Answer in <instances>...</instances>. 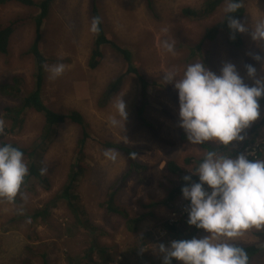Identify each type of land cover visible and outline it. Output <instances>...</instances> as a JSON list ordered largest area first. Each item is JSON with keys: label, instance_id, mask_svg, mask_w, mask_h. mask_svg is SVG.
I'll list each match as a JSON object with an SVG mask.
<instances>
[{"label": "rangeland", "instance_id": "obj_1", "mask_svg": "<svg viewBox=\"0 0 264 264\" xmlns=\"http://www.w3.org/2000/svg\"><path fill=\"white\" fill-rule=\"evenodd\" d=\"M202 1L152 0L157 13V17H154L144 0H98L104 31L109 40L131 51L133 63L157 82L148 88L150 103L147 109V116L157 126V137L144 130L135 118L134 101L140 91L135 78L129 76L120 91L106 104L102 105L99 101L104 86L125 68V62L119 53L104 45L99 66L93 70L88 68L87 60L94 38L90 31L91 0H56L44 24L42 49L49 58L48 66L63 64L64 71L55 79H51L47 72L43 101L54 110L78 109L88 121L95 139L117 141L138 148L137 157L146 169L140 175L131 174L124 188L116 195V203L124 206L130 216L148 211L154 216H146L138 225V231L130 233L122 217L108 213L99 206L110 185L126 170L127 163L118 152L105 149L94 139H89L87 161L90 170L86 171L77 186L85 213L77 223L66 203L62 199L54 200L73 161L72 150L77 136L75 126L62 125L42 159V169L49 187L33 179L26 187L20 204L0 201V264H20L26 257L33 264H69L67 256L73 257L74 264H83L88 256L101 261L99 248L103 246L112 261H120L132 256V246L138 245L140 236L148 231L153 241L140 247L139 251L147 256V262L162 261L159 245L167 246L172 241L166 239L164 221L170 218L173 208L183 205L185 199L180 195L169 206L149 208L147 205L162 200L180 177L192 173L196 163L185 164L186 157L199 159L205 155L198 145L179 140L182 128L178 124V94L171 83L165 84L163 75L171 71L179 77L189 64L202 63L198 57H190L188 52L190 44L200 37L204 22L190 21L180 11L183 6L198 7ZM244 6L245 14L240 21L246 28L240 33L242 46L229 47L224 35H219L211 45L205 65L219 74L224 63H232L244 83L252 86L253 78L247 76L246 65L256 69L254 78H264V56L261 55L264 42L254 41L251 37L257 22L264 19V0H245ZM225 9L226 6H222L216 14L206 19L205 24L220 19ZM25 11L28 8L17 3L0 5V20ZM31 13L34 11L31 10ZM32 36L31 25L19 28L11 36L9 53L0 57V82L12 84L16 79L23 90L31 88L35 66L32 57L25 51ZM165 40L174 44L173 52H167L162 47ZM257 56L260 59H256ZM119 97L125 104L127 115L124 123L121 120L117 126H113L110 120L116 116L115 104ZM16 104L14 98L0 91V134L10 123V120H5L2 107ZM259 111V117L248 127L261 118V106ZM23 118L22 127L16 134L8 135V141L28 145L40 135L42 116L28 110ZM256 139L264 140V126L257 131ZM106 151L115 153L114 157L106 156ZM167 160L181 166L182 173L168 172L165 168ZM49 201L52 204L48 210L49 216L36 220L30 218L35 208ZM12 217V223L6 222ZM189 232L190 229L185 234ZM205 235L207 233L201 229L194 236L202 238ZM229 243L261 246L264 243V226L259 229L250 227ZM30 248L35 252L29 251ZM43 253H46L44 259ZM176 264L181 262L177 261Z\"/></svg>", "mask_w": 264, "mask_h": 264}, {"label": "trees", "instance_id": "obj_2", "mask_svg": "<svg viewBox=\"0 0 264 264\" xmlns=\"http://www.w3.org/2000/svg\"><path fill=\"white\" fill-rule=\"evenodd\" d=\"M55 2L56 0H0V5L17 3L28 8V11L17 13L4 21L0 20V57L6 56L9 53L10 38L15 31L23 26L31 25L33 36L25 53L32 57L35 66L32 86L29 90H23L22 85L16 79L12 84L0 82V91L8 95V97L14 98L17 102L16 105H7L1 109L5 120H10V123L9 126L5 127L3 132L0 134V144H9L18 148L23 153L24 162L28 167V173L24 177L20 190L14 200L8 201L7 199L0 198V201L7 204H20L23 201L26 187L33 179L40 181L46 188L49 187L48 180L44 172L41 171L44 153L56 137L57 129L62 125H72L77 128L76 141L72 150L73 161L69 165L63 185L57 194L54 195V200L57 201L62 199L71 211L76 222L79 223L80 217L83 216L85 212L81 206L77 186L79 180L83 177L86 171L90 170V165L87 161V142L89 139H94L105 149L114 150L121 154L127 163L126 170L113 182V184L110 185L105 199L100 202L99 206L107 210L108 213L116 214L122 217L124 219L126 230L130 233H136L138 231V225L143 221V219L146 216H149V214H151V216H154V214L148 211V213H140L130 216L124 206L116 203V195L124 188L132 173L140 175V173L144 172L146 169V166L137 157L138 148L117 141L95 139L88 121L80 111L76 109H67L66 111L54 110L43 101L47 74L45 66H48L49 58L42 49V40L44 35V24L46 23L51 13V8ZM228 2L229 0H203L198 7L183 6L181 8V14L185 18L193 22H204L201 27L202 31L200 37L195 42L190 44V50L188 52L190 57H198L202 63L206 64L209 59L211 45L221 34L224 35L229 47L236 48L242 46L243 39L240 34L241 32H233L230 30L227 18L230 15L231 18L237 19L240 22L245 14V0H238L240 7L234 13L228 14L224 11L223 14L220 15V19L205 24L206 19L216 14L222 6H227ZM144 3L151 14L154 17H157L152 0H144ZM31 10L34 11L33 14L31 13ZM91 15L92 19L98 18L100 23L98 25L99 30L97 32H93L94 38L87 60L88 68L93 70L99 66L103 58L102 46L104 45H109L114 52L119 53L125 62V68L112 77L104 86L99 98L100 103L102 105L106 104L115 94H117L129 76L135 78L140 90L137 93V99L134 101L135 118L144 130L158 137L156 124L147 116V109L150 103L148 88L152 85H156V80L147 77L142 69L133 63L131 51L124 49L115 42L109 40L104 31L98 0H91ZM261 55L264 56V49ZM258 103L261 106L262 116L256 124H253V126H250L242 131L241 134L244 136L242 141H232L229 145H222L220 143L212 144L209 142L196 145L203 149L205 154L209 151H213L220 155H230L232 158H235L238 154H241L246 147L252 148L255 143H258L255 155H248L247 157L252 160H264V140L256 139L257 131L264 126V97H261ZM28 110H32L40 114L43 118V128L40 135L28 145H21L16 142L8 141L7 136L12 133L16 134L22 127L24 121L23 115ZM179 140L182 142H188L183 129H181L179 133ZM202 159L203 157L199 159L186 157L184 163L191 164L195 162L196 166L193 169V171H195ZM165 168L172 174L180 175L182 173L181 166L177 165L173 160H167ZM186 175L191 176L192 181H196L198 179V177L193 173ZM186 183L188 182L180 177V179L174 183L171 188H169L167 195L162 200L148 204L147 207L152 208L157 205H171L176 198L182 195L181 187ZM188 203L189 202L187 200L183 201V205ZM183 205L175 207L172 210L179 209ZM50 207H52L51 201L45 203V205L41 207L35 208V210L31 213L30 218L36 220L37 218L42 219L49 216L48 210ZM11 220L13 222L14 218L12 217L6 222L12 223ZM186 221L187 218L173 223H169L168 220L164 221L163 227L166 239H191L192 236L201 230L197 229L195 226L188 225ZM85 227L89 228V226ZM189 229L190 232L185 234V231ZM150 235V231L144 232L139 238L141 242H139L138 245L132 246V256L130 258H122L117 264H162V261L147 262V256L143 255L139 251L140 247L143 248L147 245V243L153 241L151 239L152 236ZM232 244L233 246L241 248L247 254V264H264V243L261 246H258V244ZM29 251L33 253L35 252L32 248H30ZM99 251L101 252L102 257L101 261H95L94 258L88 256L87 259L83 258L85 260L83 264H108L113 260L112 257L104 250V246L99 248ZM45 257L46 253H43L42 258L44 259ZM43 262L45 263L44 260ZM67 262L69 264L75 263L73 257L71 256H67ZM176 262L177 260L173 258L171 264H176ZM20 264L33 263L30 258L26 257Z\"/></svg>", "mask_w": 264, "mask_h": 264}, {"label": "clouds", "instance_id": "obj_3", "mask_svg": "<svg viewBox=\"0 0 264 264\" xmlns=\"http://www.w3.org/2000/svg\"><path fill=\"white\" fill-rule=\"evenodd\" d=\"M239 7L238 0H229L225 11L231 14ZM227 19L233 32L246 30L237 19L230 15ZM99 23L98 18H93L90 31L97 32ZM251 37L264 42V19L257 22ZM162 47L171 53L174 44L165 40ZM246 69L247 76L253 78L252 86L244 83L229 62L222 65L219 74L201 62L189 64L179 77L171 71L164 73L165 84L171 83L177 91L178 124L188 142L229 145L244 139L241 133L259 117L258 101L264 97V78H254L256 69L251 65ZM45 70L55 79L63 73L64 65L45 66ZM115 108L116 116L110 120L113 126L121 120L124 123L127 115L121 97ZM105 155L114 157L115 153L106 151ZM191 172L198 179L192 181L186 175L183 179L188 183L181 187L182 197L189 202L186 222L207 235L172 240L167 246L160 244L162 264H171L173 258L181 264H247V254L229 241L250 227L264 226V160H252L244 154L232 158L209 151ZM27 173L23 153L12 145L0 144V198L14 200Z\"/></svg>", "mask_w": 264, "mask_h": 264}, {"label": "built area", "instance_id": "obj_4", "mask_svg": "<svg viewBox=\"0 0 264 264\" xmlns=\"http://www.w3.org/2000/svg\"><path fill=\"white\" fill-rule=\"evenodd\" d=\"M258 146V143H255L252 148L250 147H246L241 154H244L245 156L248 155H255V151H256V147ZM207 187V186H205ZM188 204H184L182 207H180L179 209L176 210H171L172 212L170 213V218L168 219L169 223H173L176 221H180L181 219L187 218V208ZM119 261L118 260H114L109 262L108 264H117Z\"/></svg>", "mask_w": 264, "mask_h": 264}, {"label": "bare ground", "instance_id": "obj_5", "mask_svg": "<svg viewBox=\"0 0 264 264\" xmlns=\"http://www.w3.org/2000/svg\"><path fill=\"white\" fill-rule=\"evenodd\" d=\"M186 10V9H185ZM201 15V14H200ZM44 23V22H43ZM206 38H207V36H206ZM206 49V48H205ZM205 57V56H204ZM89 63V62H88ZM72 109V108H71ZM78 110V109H77ZM85 132V131H84ZM126 143V142H125ZM97 158H98V156H97ZM121 170V169H120ZM90 177V176H89ZM123 177V176H122ZM183 178V177H182ZM140 181V180H139ZM88 186V185H87ZM90 197V196H89ZM49 206V205H48ZM29 215V214H28Z\"/></svg>", "mask_w": 264, "mask_h": 264}, {"label": "crops", "instance_id": "obj_6", "mask_svg": "<svg viewBox=\"0 0 264 264\" xmlns=\"http://www.w3.org/2000/svg\"><path fill=\"white\" fill-rule=\"evenodd\" d=\"M33 228H34V227H33ZM33 228H32V229H33ZM35 239H36V238H35ZM36 242H38V241H36ZM36 242H34V243H36ZM32 263H33V262H32Z\"/></svg>", "mask_w": 264, "mask_h": 264}]
</instances>
